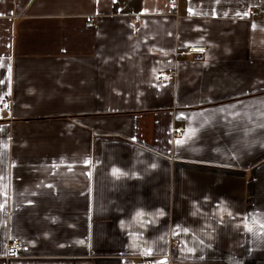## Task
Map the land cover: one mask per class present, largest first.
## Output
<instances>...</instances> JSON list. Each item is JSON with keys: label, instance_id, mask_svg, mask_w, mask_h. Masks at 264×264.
I'll return each mask as SVG.
<instances>
[{"label": "crops", "instance_id": "obj_1", "mask_svg": "<svg viewBox=\"0 0 264 264\" xmlns=\"http://www.w3.org/2000/svg\"><path fill=\"white\" fill-rule=\"evenodd\" d=\"M142 258L264 264V0H0V264Z\"/></svg>", "mask_w": 264, "mask_h": 264}, {"label": "built area", "instance_id": "obj_2", "mask_svg": "<svg viewBox=\"0 0 264 264\" xmlns=\"http://www.w3.org/2000/svg\"><path fill=\"white\" fill-rule=\"evenodd\" d=\"M172 8H175L176 4L171 3ZM207 52V46L205 45H191L186 48L177 49L176 57H186V56H205ZM176 76L174 71L169 73H161L158 75L159 80L166 81L172 80ZM2 108H4L7 112L11 111L12 108V99L10 97H5L1 102ZM185 126L178 125L173 128V139L176 140L178 138H182L185 133ZM176 244V243H175ZM22 249L21 242L18 239H12L8 242L7 247V256L11 258H17L19 255V251ZM132 264H154L149 258H142L140 260L134 261Z\"/></svg>", "mask_w": 264, "mask_h": 264}]
</instances>
